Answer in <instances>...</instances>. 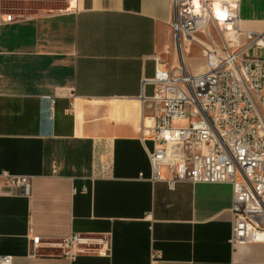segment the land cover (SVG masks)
Masks as SVG:
<instances>
[{
  "label": "crops",
  "instance_id": "crops-1",
  "mask_svg": "<svg viewBox=\"0 0 264 264\" xmlns=\"http://www.w3.org/2000/svg\"><path fill=\"white\" fill-rule=\"evenodd\" d=\"M172 18V0H0V174L33 177L30 197L0 194V257L264 264V243L231 244L230 184L151 181L143 80L173 51ZM239 28L264 39V0H239ZM74 233L108 235L110 253L44 245Z\"/></svg>",
  "mask_w": 264,
  "mask_h": 264
},
{
  "label": "built area",
  "instance_id": "built-area-1",
  "mask_svg": "<svg viewBox=\"0 0 264 264\" xmlns=\"http://www.w3.org/2000/svg\"><path fill=\"white\" fill-rule=\"evenodd\" d=\"M218 1L233 28L231 44L220 45L207 31L209 22L219 24L210 13L214 1L172 0L173 51L166 60L156 54L155 75L143 80V86H153L151 97H141L145 120H150L143 137L153 143L148 151L151 181L169 189L181 183L232 186L231 244L236 248L264 243V59L249 56L251 49L264 48V39L240 30L239 0ZM199 33L208 40L201 42ZM197 41L204 44L205 64L194 73L179 56ZM183 121L187 125L175 126ZM0 179V194L31 196L33 177L3 172ZM44 245L70 261L111 251V239L104 234L74 233ZM12 262L11 255L0 257V264Z\"/></svg>",
  "mask_w": 264,
  "mask_h": 264
},
{
  "label": "rangeland",
  "instance_id": "rangeland-1",
  "mask_svg": "<svg viewBox=\"0 0 264 264\" xmlns=\"http://www.w3.org/2000/svg\"><path fill=\"white\" fill-rule=\"evenodd\" d=\"M207 31L215 39V41L219 43L220 45L224 43L231 44V42L228 40L229 39L228 35H226L223 31H221L219 26L216 23L209 22ZM197 38L201 42H205L208 40L205 33H199L197 35ZM200 41L192 42L188 44L183 50V52L180 53V56H179V58L181 57V59L183 60L185 67H187L194 73L201 72L202 67L205 64V56L203 52L204 44L201 43ZM249 56L264 59V50L262 48L255 47L250 50ZM161 57L164 60L170 59V56L167 53H163ZM188 114H189V111L186 109V116H188ZM185 125H187V121L175 123V126H185Z\"/></svg>",
  "mask_w": 264,
  "mask_h": 264
},
{
  "label": "bare ground",
  "instance_id": "bare-ground-1",
  "mask_svg": "<svg viewBox=\"0 0 264 264\" xmlns=\"http://www.w3.org/2000/svg\"><path fill=\"white\" fill-rule=\"evenodd\" d=\"M195 3L197 4L199 0H194ZM211 15H214V18H218L219 20V24L218 26H220V28L229 36L231 37L232 33H233V28L231 26L230 23L225 22V18H224V11L222 10V8L220 7V3L219 2H214L213 5H211V11H210Z\"/></svg>",
  "mask_w": 264,
  "mask_h": 264
},
{
  "label": "trees",
  "instance_id": "trees-1",
  "mask_svg": "<svg viewBox=\"0 0 264 264\" xmlns=\"http://www.w3.org/2000/svg\"><path fill=\"white\" fill-rule=\"evenodd\" d=\"M87 143V146H86V149L88 150V152H89V150H90V147L88 146V142H86Z\"/></svg>",
  "mask_w": 264,
  "mask_h": 264
}]
</instances>
